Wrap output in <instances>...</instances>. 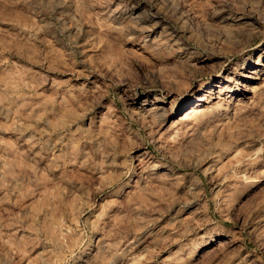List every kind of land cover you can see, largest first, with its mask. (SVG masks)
I'll return each mask as SVG.
<instances>
[{
  "label": "rangeland",
  "instance_id": "rangeland-1",
  "mask_svg": "<svg viewBox=\"0 0 264 264\" xmlns=\"http://www.w3.org/2000/svg\"><path fill=\"white\" fill-rule=\"evenodd\" d=\"M0 264H264V0H0Z\"/></svg>",
  "mask_w": 264,
  "mask_h": 264
},
{
  "label": "bare ground",
  "instance_id": "bare-ground-1",
  "mask_svg": "<svg viewBox=\"0 0 264 264\" xmlns=\"http://www.w3.org/2000/svg\"><path fill=\"white\" fill-rule=\"evenodd\" d=\"M234 91H236V87H234V89H233ZM205 97L204 96H199V97H197L195 100H203ZM198 102V101H197ZM195 103V102H194ZM186 110H188L187 111V113H185L186 115H190V116H198V115H200L201 114V111L200 110H202V108H201V104H198V105H191V106H189Z\"/></svg>",
  "mask_w": 264,
  "mask_h": 264
}]
</instances>
